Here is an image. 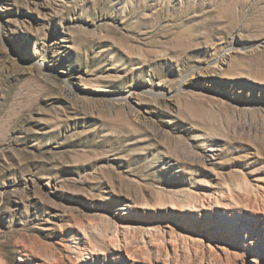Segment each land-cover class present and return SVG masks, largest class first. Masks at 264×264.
Segmentation results:
<instances>
[{
    "label": "rangeland",
    "instance_id": "1",
    "mask_svg": "<svg viewBox=\"0 0 264 264\" xmlns=\"http://www.w3.org/2000/svg\"><path fill=\"white\" fill-rule=\"evenodd\" d=\"M262 218L264 0H0V264H264Z\"/></svg>",
    "mask_w": 264,
    "mask_h": 264
},
{
    "label": "bare ground",
    "instance_id": "2",
    "mask_svg": "<svg viewBox=\"0 0 264 264\" xmlns=\"http://www.w3.org/2000/svg\"><path fill=\"white\" fill-rule=\"evenodd\" d=\"M224 3V2H223ZM233 3H234V1H233ZM226 4V3H225ZM235 5V4H234ZM233 5V6H234ZM236 6V5H235ZM231 7V6H230ZM230 7H229V9L228 10H230ZM237 11V10H236ZM236 13V12H235ZM238 15V14H237ZM234 16V15H233ZM235 17H237V16H235ZM234 18V17H233ZM262 224H264V218H262V222H261Z\"/></svg>",
    "mask_w": 264,
    "mask_h": 264
}]
</instances>
